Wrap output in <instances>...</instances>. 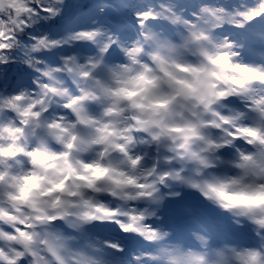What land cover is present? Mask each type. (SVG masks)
I'll use <instances>...</instances> for the list:
<instances>
[{
	"label": "snow or ice",
	"instance_id": "snow-or-ice-1",
	"mask_svg": "<svg viewBox=\"0 0 264 264\" xmlns=\"http://www.w3.org/2000/svg\"><path fill=\"white\" fill-rule=\"evenodd\" d=\"M189 57L245 74L211 73L232 85L218 93L201 75L203 65L192 69L191 82H181L186 95L220 109L208 121L213 134L201 137L216 153L213 160L157 149L140 175L116 181L109 196L118 202L84 200L91 210L76 219H67L66 209L20 215V197L8 192L13 204L0 205V240L9 246H0V264H64L65 252L75 264H186L193 256L220 255L224 244L255 245L256 237L264 244V228L256 227L264 225L257 219L264 204L255 200L264 185L243 181L264 148L246 155L239 146L245 135L264 144L251 127L264 124V97L247 86L264 81V0H0V118L31 116L43 128L41 112L63 119L71 110L79 117L116 94L112 81L133 65L143 69L131 78L139 82L153 65L166 76L170 62L187 70ZM128 159L135 168L143 158ZM187 160L197 162L195 171ZM233 168L243 175H231ZM8 178L0 171V183Z\"/></svg>",
	"mask_w": 264,
	"mask_h": 264
},
{
	"label": "clouds",
	"instance_id": "clouds-1",
	"mask_svg": "<svg viewBox=\"0 0 264 264\" xmlns=\"http://www.w3.org/2000/svg\"><path fill=\"white\" fill-rule=\"evenodd\" d=\"M233 62L237 61L233 59ZM222 64L213 65L189 57L185 62L187 70L169 63L167 70L172 76H166L153 65V70L147 74L151 83L131 79L143 71L133 65L132 72L112 81L116 94L95 102L94 110L83 111L79 117L69 110L63 114V119H57L58 113L41 112L39 119L44 124L43 128L35 127V117H22L15 113L8 117L5 114L0 118V171L7 172L9 178L0 183V205L11 207L13 202L7 193L14 192L20 197L15 201L20 215L42 214L35 210L37 208L50 215L66 209L69 213L66 218L76 219V214L91 210L83 204L84 200L91 203L118 202L109 196V191L116 188V181H123L125 175H140L157 149L161 155L187 150L213 160L216 153L208 150L201 137L213 134L208 121L214 120L213 114L220 109L213 106L215 101L205 108L197 94L186 95L188 89L181 82H191L192 69L203 65L201 75L207 74L212 91L227 90L232 85L211 73H223L236 79H242L245 74L223 68ZM247 86L250 90L253 87L259 89L256 95L264 97V81L258 80L254 85L249 81ZM119 89L125 91L119 92ZM20 103L23 106L28 101ZM21 120H28V123H21ZM251 127L256 129L257 136L264 137V124ZM16 128L21 131H15ZM116 145H122L123 150ZM239 146L246 155L264 148L260 139L249 135L242 138ZM130 155L143 158L135 168L129 163ZM239 162L242 161L237 154ZM185 166L195 171L197 162L187 160ZM100 172H104L103 177L99 176ZM230 174L242 176L243 170L233 168ZM13 175L20 179L10 182ZM243 181L264 185V154L257 157L254 172L244 176ZM61 182L64 187L56 188L55 185ZM122 187L128 188L127 185ZM255 200L264 204V189L255 196ZM260 218H264V213L257 215V219ZM256 227L264 228V225L257 224ZM255 239V245L244 242L221 245L220 255L193 256L186 264H264V244L258 237ZM0 246L7 249L9 242L0 240ZM64 257V264H75L71 252H65Z\"/></svg>",
	"mask_w": 264,
	"mask_h": 264
}]
</instances>
